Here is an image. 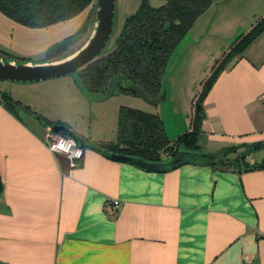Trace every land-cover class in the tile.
Masks as SVG:
<instances>
[{"label": "crops", "instance_id": "obj_1", "mask_svg": "<svg viewBox=\"0 0 264 264\" xmlns=\"http://www.w3.org/2000/svg\"><path fill=\"white\" fill-rule=\"evenodd\" d=\"M11 98L28 108L0 102V264H264V167L249 168L264 164V31L201 101L197 150L256 144L240 166L154 172L88 148L73 165L48 149L47 122L113 141L122 105Z\"/></svg>", "mask_w": 264, "mask_h": 264}, {"label": "trees", "instance_id": "obj_2", "mask_svg": "<svg viewBox=\"0 0 264 264\" xmlns=\"http://www.w3.org/2000/svg\"><path fill=\"white\" fill-rule=\"evenodd\" d=\"M141 0L136 11L125 17L120 32L113 39L112 46L76 71V81L87 95H101L106 91L109 79L117 74L126 75L129 81L144 88L151 96L161 91V80L170 55L179 41L189 31L195 20L213 3L220 0ZM96 0H0V12L8 18L32 28L47 27L68 20L81 12H86V22L95 21ZM264 31V16L257 19L252 27L238 36L221 55L205 78L196 103L201 101L217 74L231 62L242 56L245 48ZM75 34L64 37L50 49L61 48ZM72 36V37H71ZM71 51L70 53H73ZM58 57L57 59L64 58ZM53 59V60H57ZM51 61V60H50ZM116 89L128 91L122 82H117ZM130 92V91H128ZM0 102L5 105L20 106L8 92L0 91ZM202 109L196 111L189 129L169 140L163 129L162 121L155 113H150L128 106H120L116 138L113 141L96 142L71 133L67 127L61 130L74 136L78 142H95L112 152L137 155L150 160H160L175 154L179 148L197 150L198 122ZM49 125L55 122H47ZM59 124V123H58ZM236 147L224 148L213 166L229 167L233 163L242 165L245 151L236 152ZM229 153H235L232 158ZM248 167V166H243ZM264 167L252 165L249 168ZM2 182L0 179V193Z\"/></svg>", "mask_w": 264, "mask_h": 264}, {"label": "rangeland", "instance_id": "obj_3", "mask_svg": "<svg viewBox=\"0 0 264 264\" xmlns=\"http://www.w3.org/2000/svg\"><path fill=\"white\" fill-rule=\"evenodd\" d=\"M141 0H115L113 31L109 47L120 32L126 16L134 13ZM154 4L160 1L154 0ZM264 16V0H220L213 2L194 22L189 31L172 51L163 78L165 97L158 103H149L137 94L115 90V93L94 106L107 102L155 113L162 121L166 137L171 140L192 124L196 97L203 81L211 73L221 55L240 35ZM95 17V14H94ZM86 12L47 27H26L0 12V58L16 63L50 61L68 56L79 49L88 39ZM61 48L56 45L64 37L75 34ZM77 51V50H76ZM70 53V54H69ZM74 74L39 82H16L0 80V91L11 96L27 94L32 100H56L72 106L76 100H91L81 93L74 81ZM51 106V105H50ZM73 107V106H72ZM54 108V107H50ZM70 109V108H69ZM71 111L73 114V109ZM71 114V115H72Z\"/></svg>", "mask_w": 264, "mask_h": 264}, {"label": "water", "instance_id": "obj_4", "mask_svg": "<svg viewBox=\"0 0 264 264\" xmlns=\"http://www.w3.org/2000/svg\"><path fill=\"white\" fill-rule=\"evenodd\" d=\"M114 10L115 0H96L94 28L86 42L77 51L59 60L35 64L16 63L11 60L0 59V80L37 82L74 74L83 65L100 55L107 47L113 31ZM117 82H122L126 90L139 95L149 103H158L165 97L164 78L161 80V91L157 95L151 96L141 86L131 83L126 75L117 74L109 79L106 91L103 94L90 96L91 101H102L109 98L115 93ZM195 109L196 111L201 110V105L198 102ZM51 127L55 132L67 129L66 125L58 123ZM79 144L83 149H93L112 160L127 162L140 169L154 172H165L187 163L210 164L218 157L199 150L179 148L175 154L165 159L150 160L137 155L112 152L102 148L95 142L81 140ZM255 146L256 144L248 146L245 151Z\"/></svg>", "mask_w": 264, "mask_h": 264}, {"label": "built area", "instance_id": "obj_5", "mask_svg": "<svg viewBox=\"0 0 264 264\" xmlns=\"http://www.w3.org/2000/svg\"><path fill=\"white\" fill-rule=\"evenodd\" d=\"M46 145L48 149L57 154L65 155L69 160H71L74 165L83 156V148L80 146L77 139L67 133L55 132L51 126L47 128L45 135ZM115 207H118L120 203L117 200H112ZM237 264H254L251 260H243Z\"/></svg>", "mask_w": 264, "mask_h": 264}, {"label": "flooded vegetation", "instance_id": "obj_6", "mask_svg": "<svg viewBox=\"0 0 264 264\" xmlns=\"http://www.w3.org/2000/svg\"><path fill=\"white\" fill-rule=\"evenodd\" d=\"M60 132V131H59Z\"/></svg>", "mask_w": 264, "mask_h": 264}]
</instances>
